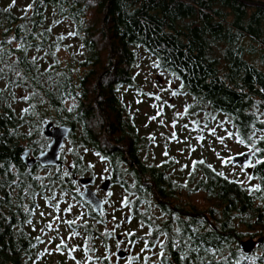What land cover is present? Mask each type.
<instances>
[{
    "label": "trees",
    "instance_id": "1",
    "mask_svg": "<svg viewBox=\"0 0 264 264\" xmlns=\"http://www.w3.org/2000/svg\"><path fill=\"white\" fill-rule=\"evenodd\" d=\"M245 1L24 0L18 9L20 2L9 8L12 0H0V264H49L40 249L48 222L43 231L35 232L33 216L44 205L65 217L70 213L64 211L71 207L70 197L80 202L88 216L84 221L77 216L69 219L77 222L71 229L82 228L83 245L93 253L86 263L99 259L101 264H115L107 255L114 233L105 228L106 208L95 213L79 197L81 184L71 174L84 173L82 148L88 144L107 154L111 183L125 190L131 219L148 225L152 235L146 241L151 249L164 230L162 241L167 247L161 250L167 253V264H264V163H256L264 160V0ZM30 3L33 7L25 12ZM75 40L84 47L82 54L78 47L70 48ZM138 47L193 98L187 107L199 122L197 135L214 138L211 117L221 114L223 119L217 116L215 124L223 126L226 121L224 135L233 133L238 143L243 140L239 145L251 152L254 164L247 171L252 179L242 181L224 172L217 176L221 171L197 157L194 161L202 159L205 164L196 165L201 176L194 188L211 200L206 210L210 216L177 219L175 229L165 223L157 234L149 214L152 193L140 186L169 184L172 189L159 188L169 201L177 200L182 190L175 191L174 181L167 180L176 178L164 174L172 169L173 156H162L158 162L137 159L139 170L131 162L138 156L137 148L150 141L117 89L127 84L146 93L133 81ZM24 96L29 99H21ZM46 121L71 127L67 138L74 162L70 168L42 166L38 161L28 166L21 158L25 149L36 156L46 148L49 138L41 133ZM76 128L80 133L74 138ZM98 139L105 145L101 147ZM124 162L129 164L125 170ZM191 168L192 163L186 175ZM196 171L187 177L189 184ZM53 196L56 199H50ZM121 209V205L114 209L116 220ZM105 232L111 235H102ZM247 236L263 239L244 252L240 240ZM99 244L104 250L101 255ZM57 254L59 263L65 264L61 252ZM138 257L141 264H149L144 259L148 255ZM158 262L165 264L159 257Z\"/></svg>",
    "mask_w": 264,
    "mask_h": 264
},
{
    "label": "rangeland",
    "instance_id": "2",
    "mask_svg": "<svg viewBox=\"0 0 264 264\" xmlns=\"http://www.w3.org/2000/svg\"><path fill=\"white\" fill-rule=\"evenodd\" d=\"M16 1L20 2L17 6L18 9L21 8L25 3L22 2L24 0ZM77 47L78 50L81 49L80 52L78 51L79 54H82L84 47L81 46L77 40H75L72 44V47L70 48L77 50ZM137 49L139 57L138 62L132 68V72L134 73L133 81L136 82L135 86L139 87L148 94L151 93L152 95H147L146 93L136 91V87H130L127 84H121L117 89V93L119 96L125 97L124 100L126 104L131 110H133L132 113H134V119L137 121L138 129L142 133L146 134L148 139L150 136L154 137V139H149V144L140 150L139 155L142 160L149 162L155 160L158 162L161 157L164 156L163 153L167 151L168 155L173 156L175 159L173 170L176 173L183 172L185 173L184 175H186V170L188 168H185L183 171L180 169L184 165L189 166L197 157H204L209 160L218 171L224 172L229 176L239 177L242 181H247L249 175L247 173L246 167L236 164L230 160L231 155L234 153H238L247 149L242 148L234 137L224 135L226 130L223 129V126L226 125V121H223V126L221 124H215L217 116L221 117L220 120L223 119L221 114H216L211 117L212 124H214L213 129H215V137H206L203 140L197 139V137H201V134L197 135V129L195 125L192 124L194 117L190 114L183 116L176 115L178 112L183 113L185 107H187L193 98L189 94L183 93L181 91L178 79L171 75H167L164 71L156 68L155 60L152 56L147 54L140 47ZM106 55V51L102 53V56L106 57ZM103 59L104 58H102V60ZM101 73H98V76L101 75ZM169 82H171V88L167 91H162V89H168ZM173 89L178 90L180 94L173 97L171 95V91ZM156 95H159L161 99L156 100ZM137 101H140V103H137ZM87 102L91 101L88 100ZM160 109H162L161 115L158 116L156 120L150 121L149 117L155 116L157 111ZM213 117L215 119H213ZM173 120L176 121L175 127L172 126ZM161 121H163V123H161ZM88 125H91V122H88ZM185 125H188V127L185 128ZM93 128V132L98 135L97 125L93 124ZM173 132L176 133L177 139L175 140L170 139ZM79 133L80 132L77 131L76 134ZM217 137H223V143H221ZM98 141H100L101 147L105 145L103 140L98 139ZM121 144L124 145L125 143L121 142ZM70 147L71 141L68 138H65L63 145L60 147V151L64 155L63 159L68 165H71V155L69 154ZM124 148H126V146ZM192 149L195 150L193 151ZM217 153H219V155H217ZM84 154H86L85 162L89 168L86 169L81 176L88 177L90 174L94 175L95 182L92 184L90 182L89 186L97 193L99 197L103 199V209L106 208V213L108 214V219L105 222V228L113 229L114 233V237L110 238L108 242L107 255L109 254L110 258H113L116 256V251L119 249V247L123 248L124 250L129 249V243L132 242L130 247L132 259L140 255H148L149 259L147 260V263L157 264L158 256L156 254L161 249L160 247H154L153 249L149 247L141 252V249L144 247V242L148 237L147 233L150 232L148 225L144 224L141 220H132L131 217L128 219V221L124 220V215L132 216L130 204L127 206L122 204V201L125 198V190L112 183H110L107 190H104L101 187V182L103 179L110 174L111 167L108 165V160L103 158V155L99 151L94 150L91 146L87 151L84 150ZM225 160H228L229 162L227 164L223 163L222 161ZM131 162L133 163V161ZM135 166L137 165L135 164ZM126 167H129V164L125 162L121 164V168L123 170H125ZM184 175L182 176L183 178ZM125 176L128 181H131V176L129 173H126ZM200 176L201 171L197 170L196 178ZM77 181L79 185L82 184L79 182V180ZM77 189L82 191L84 187L83 185H80V187ZM176 198L177 200L174 202L177 201L178 203L183 202L190 204L194 203L196 208L204 209L205 211L208 209L209 205H211V200L209 198L207 199L205 194L201 191H195L187 194V192L182 190L180 194H177ZM69 201L71 204V212L68 215H65V217L61 214L55 213L53 210H50L44 205L36 209L33 216L35 226L34 231L40 232L41 229L45 227V223L52 222L56 216L61 217L62 221H67L74 216H77L79 221L88 219L87 212H85V209L81 206L80 202L76 201L73 197H70ZM118 205H121L122 209L118 213L119 219L116 220L114 209ZM41 212L45 213V216L42 217L40 215ZM149 214L158 219H162L164 217L162 213H159L158 209L153 203L150 204ZM141 224L144 226L141 227ZM71 231L74 230L69 229V227L64 223H59L58 225L54 224V227L51 230L47 228V232L43 233L42 235L43 242L40 246V249L44 251L46 255V261L49 264H60L58 261L57 252L53 251L51 254H48L45 252V249H55L56 243L63 239L67 245V248L62 249V252L64 253L62 256L65 258V264H75V260L72 259V256L76 257V264L77 262H79V264H101L99 259L96 262L87 261L86 263L85 259L87 257H92L93 253L87 252L86 246L83 245L84 232L80 227L77 229V232H79L80 235L69 239L68 237ZM132 232L135 233L134 237L128 235V233ZM116 234H119L120 236L117 238ZM163 237V234L160 233L159 237L155 241L158 243L160 240H163ZM247 238H249V236L242 239ZM257 238L258 236L254 237L255 240ZM99 245L100 249L98 252L101 255L103 254L104 250L102 249L101 244ZM73 247H76L77 250L69 254V249ZM254 248L255 246L253 249ZM128 260V258L122 260L121 264L128 263Z\"/></svg>",
    "mask_w": 264,
    "mask_h": 264
},
{
    "label": "water",
    "instance_id": "3",
    "mask_svg": "<svg viewBox=\"0 0 264 264\" xmlns=\"http://www.w3.org/2000/svg\"><path fill=\"white\" fill-rule=\"evenodd\" d=\"M246 2L245 0H241ZM71 127L65 124H53L52 121H46L41 129V133L46 138H49L47 142V146L44 150L38 153L36 156H30V150L25 149L21 153V158L24 162L31 166L34 162L38 161L42 166H53V165H60L62 163L60 157V147L63 145L65 138L68 137ZM243 153V155H241ZM231 161L244 165L251 161V152L247 150H243L238 153H234L230 157ZM252 167H246L247 171H251ZM79 182L85 184V187L82 191L79 192V197L88 203L95 213H101L103 211V199L97 195V193L91 189L89 186L92 178L81 176L79 177ZM111 183V178L106 177L101 182V187L104 190H107ZM129 215H124V220L128 221ZM119 236V235H117ZM263 237H258L256 240L252 237L247 239L240 240V246L244 252H249L253 249L256 242H261ZM128 252V250H124L123 248H119L117 250L118 256H123Z\"/></svg>",
    "mask_w": 264,
    "mask_h": 264
},
{
    "label": "flooded vegetation",
    "instance_id": "4",
    "mask_svg": "<svg viewBox=\"0 0 264 264\" xmlns=\"http://www.w3.org/2000/svg\"><path fill=\"white\" fill-rule=\"evenodd\" d=\"M77 131H78V129L76 128L75 129L74 138H76V136L79 135V134H76ZM76 140H78V139H76ZM90 146L94 150L98 151L97 148L93 144H88L87 146L82 148V155L83 156H81V157H82V161H83V168H85V170L88 169L89 167H88V165L85 162L86 154H84V150L87 151L90 148ZM102 150H104V149L102 148ZM107 150H108V148H107ZM137 151H138V156L135 158V160H132L133 163H136L137 159L142 160V158L139 155V152H140V148L139 147L137 148ZM101 154L103 155L102 152H101ZM102 157L106 158L108 160L107 154H106L105 157L104 156H102ZM61 160H62V163L60 165H65L66 167L68 166V168H70V165H68L67 162L64 159H61ZM73 160H74V157L71 156V165L74 162ZM173 160H174V164H175V159L173 158ZM152 162H153V160H152ZM109 164L110 163L108 161V165ZM174 164L172 165V169L171 170H166L164 172V174L167 176V178H168V176H173V178L175 177L176 179L167 180V182L171 183L172 181H175V182L182 183V182L187 181L188 189L194 188V185L196 184V180H198L199 177L196 178V174H195V176L193 178V181L191 182V184H189L188 179H187L188 175H184L185 173H183V172L176 173L173 170ZM80 165H82V164H80ZM245 165L246 164H244L242 166H245ZM136 167L139 170V167L138 166H136ZM71 174H72V178H75L77 180L79 179V177H81L80 175H76L74 173H71ZM183 175H184V178L182 177ZM89 176H91V178H92V180H91V184H92L93 182H95V177H94L93 174H90ZM106 177H110L111 178L110 175L106 176ZM81 185H83V187H85V184H81ZM159 188H163L164 190H169V188L172 189V187L169 184L157 185V186L154 185V186H151V187H148L146 184H142L140 186L141 190H150L151 191V193H152V196L150 198L151 199V204L153 203L155 205V207L158 209L159 213H162L164 215V217L162 219H158V218L154 217L153 215L150 216V218L152 219L153 229L156 232V234H157V228L165 226V223H169L171 225L172 229H175L177 226H179L177 219L183 220L184 218H187L188 216L194 215V214L201 215V216H204V217H205V215H208L207 212L204 209L196 208L194 203L190 204V203H183V202L182 203H178V202H174L173 200L169 201L166 197L161 196L159 194ZM188 189L182 188V187H175V191L176 190H180V191L183 190V191L187 192V194L189 192ZM199 191H201V190H199ZM77 192L79 194L80 190L78 189ZM201 192H203V191H201ZM171 199H174V198L172 197ZM130 217L131 216L129 215V218ZM211 224H213V223L211 222ZM160 233H162L163 236L165 237L164 230H162ZM160 233H159V235H160ZM117 235H119V234H116V237L118 238L120 235L119 236H117ZM159 235L157 236V238L159 237ZM131 245H132V242L129 243V247H128L129 249H126V250H128V252L125 255L117 256V254H116V256H114L113 258H110L111 262H114L115 264L116 263L117 264H121L122 260L128 258L129 260H128V263H126V264H129V262H131V264H141L140 261L132 259L131 254H130ZM161 249L159 251H161ZM108 256L110 257L109 254H108ZM157 264H160V263L158 262Z\"/></svg>",
    "mask_w": 264,
    "mask_h": 264
},
{
    "label": "snow or ice",
    "instance_id": "5",
    "mask_svg": "<svg viewBox=\"0 0 264 264\" xmlns=\"http://www.w3.org/2000/svg\"><path fill=\"white\" fill-rule=\"evenodd\" d=\"M33 3H35V0H33ZM15 4H16V0H12V3L9 5V8H11L12 6H14ZM32 7H33V4L30 3V4H28V5L25 7L24 11L27 12V11H28L29 9H31ZM7 10H8V9H5V11H7ZM49 31H51V29H49ZM68 35H70V36H71V35H75V33H69ZM59 39H63V37H60ZM36 59H37L36 57H32V61H33V62H35ZM2 74H3V69H0V75H2ZM181 87H183V85H181ZM170 88H171V82H169L168 89H162V91H167V90H169ZM179 94H180V93H179L178 90H173V91H171V95H172L173 97H175V96H177V95H179ZM149 95H152V94L150 93ZM21 99H23V100H28L29 97L24 96V97H21ZM155 99H156V100H160L161 97H160L159 95H156V96H155ZM137 103H140V101H137ZM189 107H190V106H189ZM24 111L27 112L28 109H24ZM161 112H162V109L158 110L155 116L149 117V120H150V121L156 120L157 117L161 115ZM187 114H188V107H185L183 113H180V112L176 113L177 116H183V115H187ZM213 119H215V118L213 117ZM161 123H163V121H161ZM198 123H199L198 121H195V120L192 121V124H194V125H197V126H198ZM221 123H222V122H221ZM172 126H173V127L176 126V121H175V120H173V122H172ZM184 127L187 128L188 125H185ZM211 132H212V135H215V129H211ZM228 135H229V137H231V136L233 135V133H228ZM149 139H154V137H151V136H150ZM170 139H172V140L177 139V137H176V133H175V132L172 133ZM197 139H199V140H203L204 137H202V136H201V137H197ZM217 139L220 140L221 143H223V137H217ZM239 143H244V141H243V140H240ZM192 150L194 151L195 149H192ZM257 151H258V149H257ZM163 155H164V156H168V152L165 151V152L163 153ZM217 155H219V153H217ZM241 155H243V153H241ZM230 159H231V158H230ZM222 162L225 163V164H227L229 161H228V160H225V161H222ZM177 163H178V162H177ZM256 163H264V160H257ZM197 164H199V165H204V164H205V161L202 160V159L199 160V161H192V168H191V171L188 172V176H192V175L195 173V171H196V165H197ZM188 167H189L188 165H184L180 170L183 171L185 168H188ZM207 167H208L209 169H212L213 166H212L211 164H208ZM244 167H254V164H252V162L249 161ZM242 170H243V169H242ZM213 171L215 172V169H213ZM216 175H217V176H224L225 174H224L223 172H216ZM248 178H249V180L252 179L251 176H249ZM201 179H203V178H201ZM225 179H227V177H225ZM232 182H234V183H242V181H232ZM173 186H174V187L179 186V187H182V188H186V189H188V183H187V181H185V183L182 184V185H176V182L174 181V182H173ZM188 190H189L190 193H191V192H194V191H199L198 188H190V189H188ZM255 190H259V186H258V185L255 186ZM46 199H48V198H46ZM50 199H53V200H54V199H56V197L53 196V197H51ZM129 203H130V201L127 199V197H125L124 200L122 201V204H123L124 206H127ZM54 207H55L56 210H59V205H55ZM33 211H35V209H33ZM64 211L71 212V207H68V208L64 209ZM40 215L43 217V216H45V213L41 212ZM29 223H31V221H29ZM59 223H64V224H66V225L69 227V229H71L72 226L75 225L77 222H76V220L62 221V220H61V217L56 216V217H54V220H53L52 222H49V223L46 225V227H47L48 229L51 230V229H53L54 224L58 225ZM83 226L87 227V222H86V221L84 222ZM117 226H119V225H117ZM143 226H144V225L141 224V227H143ZM57 230H58V229H57ZM41 231H43V229H41ZM177 231H178V230H177ZM79 235H80L79 232H77V231H71V232H70V235H69L68 238L70 239V238H73V237H76V236H79ZM102 235H111V233H110V232H105V233H103ZM128 235L135 236V233H134V232H132V233H128ZM147 235H148V236H151V235H152V232L150 231L149 233H147ZM36 239H37V240H40V237H37ZM170 240H171V238H170ZM42 242H43V241H42ZM149 246H150L149 243H148L147 241H145V242H144V247L141 249V252H143L145 249L149 248ZM151 246H152V247H160V248H162V249L167 247V245H165L164 242H163L162 240H160L158 243H157L156 241H153L152 244H151ZM172 246H173V247H177L176 244H173ZM63 248H67V245H66L65 241L62 239V240L60 241V243L56 245V248H55V249H52V250L45 249V252L48 253V254H51L53 251H56V252H61V254H64V253L62 252V249H63ZM76 250H77L76 247H73V248L69 249V254H71L72 252H75ZM43 254H44V253H41V255H43ZM156 255H157L159 258H161V260L164 261L165 264H167V253H166L165 251L161 250V251H159ZM183 258H185V257H181V259H183ZM72 259L75 260L76 258L73 256ZM133 259H139V257H134ZM144 259L147 261V260L149 259V257H144ZM77 264H79V262H77ZM129 264H131V262H129Z\"/></svg>",
    "mask_w": 264,
    "mask_h": 264
}]
</instances>
